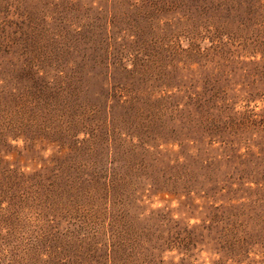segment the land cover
<instances>
[{"label":"rangeland","instance_id":"374dc122","mask_svg":"<svg viewBox=\"0 0 264 264\" xmlns=\"http://www.w3.org/2000/svg\"><path fill=\"white\" fill-rule=\"evenodd\" d=\"M0 264H264V0H0Z\"/></svg>","mask_w":264,"mask_h":264}]
</instances>
